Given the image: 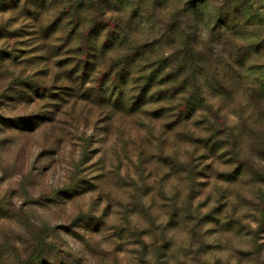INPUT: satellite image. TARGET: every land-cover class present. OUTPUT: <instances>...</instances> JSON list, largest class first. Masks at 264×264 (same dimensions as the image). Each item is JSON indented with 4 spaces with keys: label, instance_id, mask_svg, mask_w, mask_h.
<instances>
[{
    "label": "rangeland",
    "instance_id": "rangeland-1",
    "mask_svg": "<svg viewBox=\"0 0 264 264\" xmlns=\"http://www.w3.org/2000/svg\"><path fill=\"white\" fill-rule=\"evenodd\" d=\"M230 1L210 0L224 26ZM242 1L264 43V0ZM187 10L131 0L106 15L128 39L99 65L66 20L40 36L60 9L0 13V264H264V100L246 98V30L219 39ZM201 31L191 54L181 43ZM128 54L131 75L110 77Z\"/></svg>",
    "mask_w": 264,
    "mask_h": 264
},
{
    "label": "trees",
    "instance_id": "trees-1",
    "mask_svg": "<svg viewBox=\"0 0 264 264\" xmlns=\"http://www.w3.org/2000/svg\"><path fill=\"white\" fill-rule=\"evenodd\" d=\"M153 1L154 5L161 4L166 6H171L175 2V0ZM232 1L233 2L230 1L229 3L230 14H227L228 22L225 26L224 22L222 23V18L225 14L222 9H216L217 11H215L216 14H214L213 18L209 14V11L211 9L210 0H187V5H190V10L186 11V16L187 19L190 18L192 20L191 22H194L195 25L198 24L199 26V24H201L205 28V30L207 32H210L212 35L218 33L219 39L221 38V35H226L227 33H230L231 35H237L239 32L241 33V30H246V34L244 35L246 37L244 43H247V48H250V50L248 49V58L242 61V63L245 73L249 74L252 77V86L246 89V91L248 92L246 98L250 101H253L255 98L258 100H264V67H256L254 69L252 62L254 59V55L257 58L260 56V53L264 52V43L261 42L262 40L260 42H257V39L261 37L260 30H258L259 28H257L258 25L256 26L253 23L254 16L250 13V10L246 6H244L243 1ZM112 5L119 6L121 7V9L118 7L117 8L120 9L118 11L108 9ZM130 6L131 0H0V13L17 10H20V12H23L25 10H32L36 14L35 17L38 18L46 14V12L48 13L55 9H60L61 11H63L62 14L65 15L64 20L59 15L58 17H54L52 21H49L47 25V21L42 22V29L39 32L40 36L41 34H43L46 37L53 38L55 34L60 32L59 29H61V25L65 23L64 21L66 20L65 26L73 27L74 35L79 41L83 42L84 53L88 54L91 59L94 56V61H96V63L99 65L104 61L108 51L113 50V47L123 49L124 44L128 39V33L126 30L121 28L118 23L119 21L115 23L114 27H112L111 24H108L103 28L100 27V22L102 21L100 19H104V17L108 14L115 13L116 15H119V13L125 11ZM36 20L38 21L39 18ZM229 21L230 26L227 27ZM212 22H215V25L210 26ZM251 27H253V31L250 30ZM224 28L226 29L223 31ZM182 29V27L178 29L177 24L175 29L171 32L172 38L176 36L177 31L181 32ZM200 33L201 34L199 36H196V34L193 37L188 35L186 42L181 43L183 45H186V48L191 52V54L196 53L199 49L198 47L200 46L201 42H198V40L203 39V37H205V33H202V31ZM104 47L106 48V50H108L106 51ZM194 49L195 52L192 51ZM114 50L117 51L116 49ZM74 52L77 55H82V49ZM129 59L130 55L128 54L124 58V61L119 62L118 65L114 67H109L108 73H110V77L114 76L115 78L120 79L123 78V76L131 75L130 69L134 67L135 61H129ZM90 62H88L87 65H82L81 62H76L75 65H77V70L82 71L85 75L89 72V70L91 73H96L97 71H100L101 68L97 67L96 65H94L92 69H89ZM195 63L201 64L202 60L198 58ZM70 65L66 64L63 68L69 67ZM248 65H250V67H248L247 69ZM192 71L188 74L187 80H185V82L183 83L184 85L189 81L194 82V78H192L191 76ZM176 73L178 74V72H175V75L168 78V82L176 81L177 79H179ZM195 74L196 72H194V75ZM158 77H160L159 74L155 73L150 79H148L149 83H152ZM81 81L82 80H80V78H76L74 80V82L76 84H79L80 86L83 85ZM215 89L216 88H214V91ZM182 93H163V97L181 96ZM98 95L103 96L102 94ZM191 100L192 97L190 98V101ZM211 114V116H216V113H214V111H212ZM224 134L229 138L233 137V131L231 129H225Z\"/></svg>",
    "mask_w": 264,
    "mask_h": 264
}]
</instances>
